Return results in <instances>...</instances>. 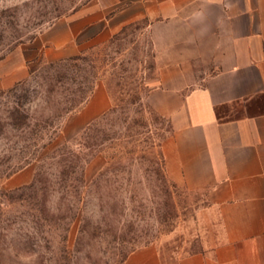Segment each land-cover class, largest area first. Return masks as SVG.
<instances>
[{
	"label": "rangeland",
	"instance_id": "1",
	"mask_svg": "<svg viewBox=\"0 0 264 264\" xmlns=\"http://www.w3.org/2000/svg\"><path fill=\"white\" fill-rule=\"evenodd\" d=\"M87 1L0 0V61L34 49ZM28 67L24 82L0 89V264H123L195 216L203 196L169 177L170 126L145 101L156 79L145 23L76 61ZM98 84L111 109L64 137Z\"/></svg>",
	"mask_w": 264,
	"mask_h": 264
},
{
	"label": "crops",
	"instance_id": "2",
	"mask_svg": "<svg viewBox=\"0 0 264 264\" xmlns=\"http://www.w3.org/2000/svg\"><path fill=\"white\" fill-rule=\"evenodd\" d=\"M145 23L156 79L145 101L168 121L166 172L201 193L195 216L123 264H264V0H89L57 20L27 53L0 61V89L29 64L64 62ZM96 85L65 120L75 136L111 109Z\"/></svg>",
	"mask_w": 264,
	"mask_h": 264
},
{
	"label": "trees",
	"instance_id": "3",
	"mask_svg": "<svg viewBox=\"0 0 264 264\" xmlns=\"http://www.w3.org/2000/svg\"><path fill=\"white\" fill-rule=\"evenodd\" d=\"M79 59V57H76V58H73V59H70V60H67V61H64V62H73V61H76V60H78ZM63 63V62H62ZM92 92V89H90V91H89V93L87 94V96L84 98V100L80 103V105H82L86 100H87V98H88V96L90 95V93ZM68 112H72V110L70 111H68ZM67 112V113H68Z\"/></svg>",
	"mask_w": 264,
	"mask_h": 264
}]
</instances>
